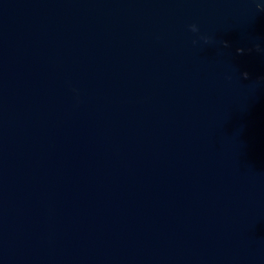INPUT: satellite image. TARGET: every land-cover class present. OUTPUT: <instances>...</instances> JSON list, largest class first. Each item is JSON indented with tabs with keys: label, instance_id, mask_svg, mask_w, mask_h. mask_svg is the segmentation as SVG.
<instances>
[{
	"label": "water",
	"instance_id": "obj_1",
	"mask_svg": "<svg viewBox=\"0 0 264 264\" xmlns=\"http://www.w3.org/2000/svg\"><path fill=\"white\" fill-rule=\"evenodd\" d=\"M0 264H264V0H0Z\"/></svg>",
	"mask_w": 264,
	"mask_h": 264
},
{
	"label": "clouds",
	"instance_id": "obj_2",
	"mask_svg": "<svg viewBox=\"0 0 264 264\" xmlns=\"http://www.w3.org/2000/svg\"><path fill=\"white\" fill-rule=\"evenodd\" d=\"M189 30H190L191 32H193V33H197V32H199V29H198V27H197L195 24L190 25V26H189ZM200 39L203 40V42H204L205 44H208V43L210 42L209 38L206 37V36H201ZM193 43L195 44L196 41H193ZM224 46H225V47H228L229 45L227 44V42H224ZM256 50H257V51H261V49L259 48V46H257ZM237 52H238V54H243L244 49H237ZM242 76H243L244 79H247V78H248L247 73H243Z\"/></svg>",
	"mask_w": 264,
	"mask_h": 264
}]
</instances>
